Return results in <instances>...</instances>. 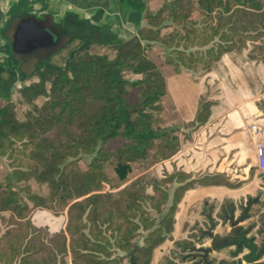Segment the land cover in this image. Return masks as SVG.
I'll use <instances>...</instances> for the list:
<instances>
[{
  "label": "trees",
  "instance_id": "1",
  "mask_svg": "<svg viewBox=\"0 0 264 264\" xmlns=\"http://www.w3.org/2000/svg\"><path fill=\"white\" fill-rule=\"evenodd\" d=\"M197 4L200 17L192 19L193 0H163L157 10L146 9L145 24L130 39L110 41L113 57L78 52L64 69H41L36 86L19 90L28 107L23 120L16 117L10 99L0 107V155L10 167L0 181V214H9L0 234V264H65L68 256L72 264H150L154 250L172 238L186 191L195 186H241L225 174L194 178L176 169L153 179L152 193L128 184L133 165L149 160L160 164L192 143L218 103L204 92L199 95L194 118L185 122L191 132L159 128L157 116L168 88L148 50L160 45L177 74H209L225 55L245 50L249 61L264 64V0ZM127 73L139 78L128 80ZM1 88L3 95L11 90ZM56 94L64 96L41 107L35 103L41 96ZM257 105L264 111L263 103ZM81 155L93 156L86 170L79 166ZM108 166L114 179L106 174ZM259 178L264 188V174ZM30 180L46 186L48 193L37 194L23 185ZM209 202L204 200V205ZM254 204L264 202L248 196L246 205ZM65 209V230L53 236L31 221L36 210L59 215ZM213 210H203V216L214 226ZM235 211V202L225 200L218 215L228 223ZM241 214L242 221L250 217L245 208ZM253 228H233L225 236L205 234L215 250L234 247L232 260L218 264H264V216L260 242L250 235Z\"/></svg>",
  "mask_w": 264,
  "mask_h": 264
},
{
  "label": "crops",
  "instance_id": "2",
  "mask_svg": "<svg viewBox=\"0 0 264 264\" xmlns=\"http://www.w3.org/2000/svg\"><path fill=\"white\" fill-rule=\"evenodd\" d=\"M14 1L0 0V18L5 12L12 10ZM127 2L128 0L126 2H121V0H103L93 4L86 0H57L56 10L59 13L72 12L75 17L81 14L84 15L93 22L96 32L100 36L105 37V41L113 39L127 40L137 32L138 27L145 24L141 9L133 7L130 2L129 4ZM141 6L156 10L160 6V1L150 0L147 2L146 0H141ZM107 15L110 17V28L102 24L105 23ZM221 63L222 60L217 64V67ZM231 73L233 72L231 71ZM184 75L173 72L170 76L171 79H169V76L166 77L167 95L173 96L181 120L187 122L194 118L197 102L192 110L189 104H183L185 114L189 115L187 119H184L181 117L178 98L184 92V88L190 87L191 83L193 86L197 85V83ZM230 77L233 79L227 78L229 82H232L229 87L221 83L219 96L216 98L218 103L212 107V114L208 123L195 132L193 142L182 147L174 156L157 166H160L163 170L165 169L168 173L175 169L191 173L194 177L196 175L220 173L225 174L230 181L242 182L241 186L237 188L195 186L186 191L182 198L194 199L201 196L204 200L220 204L225 200H232L235 202L236 210L238 211L242 207V205H238L241 200H247L248 196L259 198L264 195L262 181L259 178V174H264V169L258 167L256 150L257 143L264 142V111L259 109L257 98L248 87L249 83H247L246 79H236V74ZM243 83H247V86ZM203 92L204 88L202 87V89L198 90L197 98ZM197 98L196 100H198ZM254 125L258 128L256 132L252 130ZM252 169H254L253 175H251ZM258 192H261V194L258 195ZM256 206L259 205L254 204L251 208ZM46 215V212L42 211L33 213V224L37 227H48L51 233L61 231L64 226H60L57 230L51 228L52 225L56 227L57 224L51 221L50 218H48L49 224L43 226L44 219L42 218L47 217ZM66 221L67 217L64 218V224ZM240 227L243 226L234 229L238 230ZM177 233L180 234V232ZM177 233H174L173 230L172 238L176 239ZM215 235L212 234V236ZM210 241L213 252L227 248L234 249V247H226L215 250L212 239Z\"/></svg>",
  "mask_w": 264,
  "mask_h": 264
},
{
  "label": "rangeland",
  "instance_id": "3",
  "mask_svg": "<svg viewBox=\"0 0 264 264\" xmlns=\"http://www.w3.org/2000/svg\"><path fill=\"white\" fill-rule=\"evenodd\" d=\"M159 1L161 6L163 0H159ZM197 2L198 0H193L194 9L191 16L192 19H199L200 17ZM76 48H77V44L73 43L67 49L63 50L58 55H56L53 58L51 67L57 70L64 69L67 66L71 53L78 52L80 49H82V47H79L78 51H76L75 50ZM87 53L89 55L107 54L110 57H113L114 55V53L112 52V50L108 45H101V44H95L91 46ZM247 54L248 51L245 50L242 53H231V54H227V56L225 55L226 57L224 56L225 58L222 59V63L218 65V67H217L218 64L217 63L213 67L212 72L209 74L181 73V74H185L184 76L190 77L191 79L195 80V82L197 83V85L195 84L194 86L191 83L190 87L184 88V92L182 91L183 93L178 98L181 117L187 119V117L189 116L188 114H185L183 104L184 103L189 104L192 110V108L196 105L197 102L196 98L199 89H202L203 87L205 96L209 97L212 100H216V98L219 96L221 83H224L223 84L224 86L226 84V86L229 87V85H231L232 83L231 81L229 82V79L230 80L233 79L230 77L233 74H236V79L245 78L247 83H249L248 87L250 88V90L253 91L255 97L257 98V103H263L264 105V64L262 62L249 61ZM148 57L156 63L158 69L162 72L165 78L169 76V79H171L170 76L175 71L172 66L166 63L165 54L162 51L160 45H155L150 50H148ZM231 71L233 73H231ZM125 77L128 80H135L139 78L129 73H127ZM228 77L229 79H227ZM38 81L39 79L37 75H35L32 78H27L23 81L16 82L12 86L9 93L4 95L3 93H0V107L5 105L7 103L6 101L10 99V102H12L14 105L16 117L19 120H23L24 115L28 110V107L22 102V99L20 98L19 90L24 86L34 87L36 86ZM199 83L201 84L200 86ZM247 83L245 84L243 83V84L247 86ZM47 88H49V83L47 85ZM63 96H64L63 94L50 95V97L41 96L36 99L35 103L38 107H41L47 100L59 98V97L63 98ZM130 96H133V94L131 93ZM162 104H163V111L159 113L157 116L158 117L157 126L159 128L168 129L171 127H178L180 128V133L191 132V129L189 127H186L185 122L181 120L177 111L176 104L174 103L173 96L166 95L162 99ZM180 138L181 140H183L182 135H180ZM92 158L93 156H87V155L79 156V158L77 159L79 160L80 168L82 170H86ZM157 165H151L150 160L133 165V171L129 175L130 180L128 184L129 185L136 184V186H138L139 188H144L148 193H152L150 184L153 182V179L163 178V175L167 172L165 169L163 170L160 166ZM9 172H10V167H9V162L6 159V156L0 155V181H2ZM106 174L110 179L115 178V172L113 168L110 166L106 168ZM197 177L198 175H196L194 178ZM26 184L30 185L32 191L37 194L46 195L48 193V189L46 188V186H40L33 180H30L28 183H23V185ZM260 199L262 202H264V196H260ZM238 205L240 206V203ZM211 206H213L214 208L212 212V216L217 222V224L216 225L214 224V226L205 218V216H203V210H209ZM246 206H247L246 200H244L242 202V207L239 208L238 211L236 210V212L234 213V221L235 222L237 221L235 227L238 228L239 226H243L247 228L249 226H254L250 235L255 236L257 242H260L261 236L259 234V228L261 227V220L262 217L264 216V205H259L253 208L250 207L248 209L250 217L246 221H239L242 215L241 209L245 208ZM219 207H220V203H216L214 201H210L207 205H204V199H202L201 196L194 199L191 198L182 199L175 214V224H174V233L180 232V234L177 233L176 239L174 237L168 239L162 245L156 248L154 250L150 264H218L219 260L222 259L231 261L232 258L230 256V252L233 249L227 248L220 250L218 252H213L210 239L204 237L206 233L225 236L229 234L230 231L234 228L230 221L226 223L219 218L218 215ZM37 211L46 212L47 214L46 215L47 217L42 218L44 219L43 226L49 224L48 218H50L51 221L56 222L57 224L56 227H53L52 225L51 228L57 230L60 228V226H64L62 227L61 231L65 230L67 224V221L64 224V218L67 217L66 209L59 215H55L52 211L49 210H36L33 213H36ZM33 213L31 214V221H32ZM153 216H156V214H154ZM8 219H9L8 213L0 214V234H2L5 231L6 223L8 222ZM37 228L44 230L50 236H53L54 234L58 233V232L51 233L48 230V227L47 228L37 227ZM70 236L71 235L67 233L68 239L70 238ZM173 240L176 241L173 242ZM141 242L142 240L139 239V243ZM175 242H179L180 244H176ZM188 242L195 246L194 250L191 248H186L189 246L187 245L189 244ZM207 249H211V251H209L208 255L205 256V252ZM125 262L127 263V261ZM65 264H72L71 256H68L65 259Z\"/></svg>",
  "mask_w": 264,
  "mask_h": 264
},
{
  "label": "water",
  "instance_id": "4",
  "mask_svg": "<svg viewBox=\"0 0 264 264\" xmlns=\"http://www.w3.org/2000/svg\"><path fill=\"white\" fill-rule=\"evenodd\" d=\"M90 2H99L102 0H88ZM24 24H29L39 30L41 35L29 40L28 49H18L15 47L17 41V33ZM7 36L5 39L11 42L12 50L8 45L0 47V52L9 56L14 63H20L18 70L8 69L0 66V87L5 91H9L16 82L23 81L31 77L34 73L41 70L43 67L52 68L47 64L48 59L63 49L69 42L75 38H84V34L69 23L59 24L55 22L53 15H47L43 18H37L35 15L26 14L22 17H17L8 20L6 25ZM2 35V33H0ZM96 40L101 45H107L105 37L96 36ZM3 48V49H2ZM75 55L71 53L70 59ZM249 205L245 207L247 211ZM244 217V216H243ZM243 217L239 219L242 221ZM232 226H235L237 221L234 217H230ZM210 249H207L205 256L208 255Z\"/></svg>",
  "mask_w": 264,
  "mask_h": 264
},
{
  "label": "flooded vegetation",
  "instance_id": "5",
  "mask_svg": "<svg viewBox=\"0 0 264 264\" xmlns=\"http://www.w3.org/2000/svg\"><path fill=\"white\" fill-rule=\"evenodd\" d=\"M56 1L57 0H15L12 6V10H10V12H5V14L1 15V18H0V25H1L0 33H2V35L0 34V44H1L0 47L4 45H8L9 48L12 50L11 42L5 39V37L7 36V33H5L6 25L8 23V20L17 18L19 16L22 17L26 14L35 15L37 18H43L47 15H53L55 22L59 24L69 23L73 25L75 28L79 27V30L82 31V33L84 34V38L73 39L63 49H61L60 51L52 55L47 61V64L50 66L53 61V58L56 55H58L60 52H62L63 50L67 49L73 43L77 44V48L75 49L76 51H78L79 47H82V49H80L78 52L83 53V54L88 52L91 46L95 44H99L96 40V36L99 34L96 32L93 22L82 14L79 15L78 17H75L74 13L72 12L59 13L58 10H56ZM124 1L126 2V0H121V2H124ZM146 1L148 2V0ZM99 2H90V3L96 4ZM129 2L131 3V6L141 9V12L144 18V12L149 7L141 6V0H128L127 3L129 4ZM105 19H106L105 23H102L103 26L110 28L109 15H107ZM41 34L43 33H41L39 30H37L32 25L24 24L23 27L17 33V41L15 44V47L18 49L26 50L28 49V47H30L29 40L34 39L35 37ZM110 41L112 40L106 41L107 45L110 43ZM78 52H75V54ZM0 55H1L0 66H3L8 69H13V70L19 69V66H20L19 62L14 63L13 60L9 56H6L5 54H2L1 52H0ZM36 74L37 72L34 73L29 78L34 77ZM1 91L3 92V88H1Z\"/></svg>",
  "mask_w": 264,
  "mask_h": 264
},
{
  "label": "built area",
  "instance_id": "6",
  "mask_svg": "<svg viewBox=\"0 0 264 264\" xmlns=\"http://www.w3.org/2000/svg\"><path fill=\"white\" fill-rule=\"evenodd\" d=\"M252 130L256 132L258 128L254 125L252 126ZM256 150H257L258 167L260 169H264V142L257 143Z\"/></svg>",
  "mask_w": 264,
  "mask_h": 264
}]
</instances>
